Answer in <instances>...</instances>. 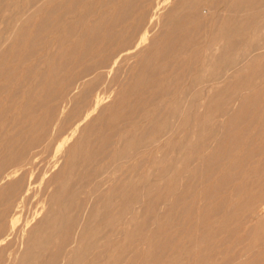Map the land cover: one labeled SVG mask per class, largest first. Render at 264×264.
<instances>
[{"label": "rangeland", "instance_id": "1", "mask_svg": "<svg viewBox=\"0 0 264 264\" xmlns=\"http://www.w3.org/2000/svg\"><path fill=\"white\" fill-rule=\"evenodd\" d=\"M125 1L0 0V264H264V0Z\"/></svg>", "mask_w": 264, "mask_h": 264}, {"label": "bare ground", "instance_id": "2", "mask_svg": "<svg viewBox=\"0 0 264 264\" xmlns=\"http://www.w3.org/2000/svg\"><path fill=\"white\" fill-rule=\"evenodd\" d=\"M135 1L137 0H127L125 1L124 5H127L124 10H122V12H124V16L130 14L131 12V7L132 4L135 3ZM255 1V0H254ZM123 2V1H121ZM213 8H212V13L213 16H217L216 18H218V14L219 12H222V17H224L226 15V13H228V8L230 7V3L229 0H213ZM21 4V3H20ZM26 4V3H25ZM24 4V6H25ZM222 5V7H219V5ZM259 4V3H258ZM88 5V4H87ZM204 5V4H203ZM244 5V4H243ZM152 9L150 11V14L152 16L147 17L148 13H146L144 15V18L146 20H144L145 22H147L145 24L141 23V20H139V22H136L134 24V31L137 33L136 38L138 41V44L140 46H142L143 48L151 45L152 43H154L156 41L155 36L162 35L163 37H165V39H171L172 35H173V31L175 28H181L182 30H184V22L186 19H193L194 21H196L197 25L196 27L200 28L202 27L204 24H202L201 22H199L202 18L198 13V6L197 4H186V3H179V1H174V0H156L155 4L152 5ZM242 6V5H241ZM180 7H181V12H180ZM107 8V7H106ZM109 8V6H108ZM239 9V8H238ZM240 10V9H239ZM81 11V10H80ZM179 12V13H178ZM205 12V11H204ZM19 13V12H18ZM168 15H173L175 16V18H173L174 20H168L166 19V17ZM17 16V15H16ZM235 16V15H234ZM15 17V15H14ZM68 17V16H67ZM92 17V16H91ZM90 17V18H91ZM147 17V18H146ZM236 17V16H235ZM238 18V17H237ZM15 19V18H14ZM219 19V18H218ZM221 19V17H220ZM237 23V22H236ZM229 26V25H228ZM234 27V26H233ZM162 30V31H161ZM230 31V29H228ZM62 31V30H61ZM160 31V32H159ZM159 32V33H158ZM57 33V32H56ZM61 33V32H60ZM6 34V33H5ZM9 34V33H8ZM80 36V35H79ZM222 36V35H221ZM60 37V36H59ZM157 38V36H156ZM203 38V37H202ZM168 40V41H169ZM4 41V40H3ZM202 43V42H201ZM221 43V42H220ZM200 45V44H199ZM198 45V46H199ZM139 46V47H140ZM30 48V47H29ZM32 49V48H31ZM45 51V50H44ZM134 51V50H130L129 52ZM125 54V53H123ZM27 55V54H26ZM118 59V57H117ZM121 59V56H120ZM119 59V60H120ZM15 62V61H14ZM118 62V61H117ZM117 64V63H115ZM200 64V63H199ZM221 64V63H220ZM82 67V66H81ZM230 67V66H229ZM44 69V68H43ZM42 69V70H43ZM229 69V68H228ZM234 69V68H233ZM99 71V70H98ZM104 71V70H103ZM230 71V69H229ZM235 71V70H233ZM230 73V72H229ZM112 75V74H111ZM110 75V76H111ZM82 78V77H81ZM87 81V80H86ZM85 81V82H86ZM35 82V81H33ZM264 83V82H263ZM15 84V83H14ZM211 84V83H210ZM245 84V83H244ZM13 87V86H12ZM209 87V86H208ZM65 90V89H64ZM29 91V89H28ZM74 93V92H73ZM28 94V93H27ZM73 96V95H72ZM205 99V98H204ZM24 103V102H23ZM19 106V105H18ZM216 107V106H214ZM96 110V109H95ZM120 110V109H119ZM206 111V110H205ZM137 114V113H136ZM222 114V113H221ZM250 114V113H249ZM252 115V114H251ZM63 119V118H61ZM181 120V119H180ZM193 121V120H192ZM83 122V121H82ZM85 122V121H84ZM140 124V123H139ZM221 125V124H220ZM240 126V125H239ZM264 126V125H263ZM57 128V127H56ZM55 129V128H54ZM56 131V130H55ZM54 131V132H55ZM69 140V139H67ZM216 141V140H215ZM66 144V143H65ZM187 144V143H186ZM114 146V145H113ZM176 146V145H175ZM111 147V146H110ZM207 147V146H205ZM160 152V151H159ZM102 153V152H101ZM164 154V153H162ZM169 159V158H168ZM195 159V158H194ZM234 161V160H233ZM177 164V163H176ZM135 165V164H134ZM176 166V165H175ZM227 167V166H226ZM228 169V168H227ZM217 170V169H216ZM188 172V171H187ZM264 173V172H263ZM187 176V175H186ZM189 176V174H188ZM214 176V175H213ZM191 177V176H190ZM221 177V176H220ZM245 177V176H244ZM189 178V177H188ZM202 179V178H201ZM219 179V178H218ZM152 181V180H151ZM214 183V182H213ZM206 187V186H205ZM202 187V188H205ZM201 188V187H200ZM233 189V187H232ZM231 189V190H232ZM202 190V189H201ZM181 193V192H180ZM199 193V192H198ZM229 193V192H228ZM227 193V194H228ZM179 195V194H178ZM221 195V194H220ZM197 197V196H196ZM228 197V195H227ZM215 198V197H214ZM219 198V197H218ZM71 199V198H70ZM263 199V197H262ZM261 200V199H260ZM24 201V200H23ZM118 201V200H117ZM215 203V202H214ZM260 203V202H259ZM189 204V203H188ZM252 205V204H251ZM250 205V206H251ZM186 207V206H185ZM261 209V208H260ZM189 210V209H188ZM244 210V209H243ZM186 211V210H185ZM193 211V209H192ZM87 213V212H86ZM191 215V214H190ZM243 216V215H242ZM257 216V215H256ZM209 218V217H208ZM194 219V218H193ZM255 219V218H254ZM240 221V220H239ZM244 222V221H243ZM242 224V223H241ZM239 226V225H238ZM233 230V228H232ZM231 230V231H232ZM230 231V232H231ZM234 231V230H233ZM235 232V231H234ZM255 232V231H254ZM253 232V233H254ZM227 233V232H226ZM78 235V234H77ZM229 235V234H228ZM234 236V235H233ZM228 237V236H227ZM233 238V237H232ZM146 243V242H145ZM143 245V244H142ZM230 252V251H229ZM66 255V254H65ZM219 255V254H218ZM222 255V254H221ZM230 264V263H229Z\"/></svg>", "mask_w": 264, "mask_h": 264}]
</instances>
